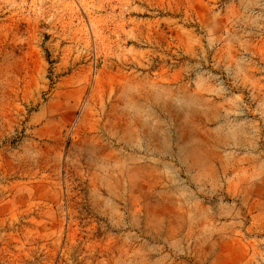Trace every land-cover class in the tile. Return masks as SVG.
<instances>
[{"label":"rangeland","instance_id":"374dc122","mask_svg":"<svg viewBox=\"0 0 264 264\" xmlns=\"http://www.w3.org/2000/svg\"><path fill=\"white\" fill-rule=\"evenodd\" d=\"M0 264H264V0H0Z\"/></svg>","mask_w":264,"mask_h":264}]
</instances>
